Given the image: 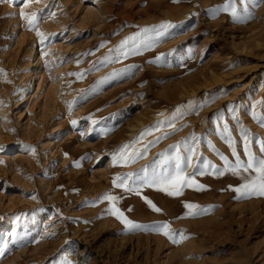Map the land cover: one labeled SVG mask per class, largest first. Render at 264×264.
<instances>
[{
  "label": "rangeland",
  "instance_id": "374dc122",
  "mask_svg": "<svg viewBox=\"0 0 264 264\" xmlns=\"http://www.w3.org/2000/svg\"><path fill=\"white\" fill-rule=\"evenodd\" d=\"M24 3L0 0V264H264L255 173L217 155L264 158V0ZM177 165L203 190H159Z\"/></svg>",
  "mask_w": 264,
  "mask_h": 264
},
{
  "label": "snow or ice",
  "instance_id": "6c2138e0",
  "mask_svg": "<svg viewBox=\"0 0 264 264\" xmlns=\"http://www.w3.org/2000/svg\"><path fill=\"white\" fill-rule=\"evenodd\" d=\"M34 2V0H25L24 8L29 7V5ZM35 2H39V0H35ZM242 2V0H241ZM237 0H226V3L221 7L220 10L230 12V14L235 18L236 17V5ZM21 19L25 20L27 22L28 30H35L37 37L40 39L41 43L44 42L46 37L43 33H41L38 30V22L42 17L37 13L32 14H26L25 11L21 10L19 13ZM147 31V29H145ZM0 74L2 73V70H0ZM79 75L81 78H83V73L76 74ZM73 124L76 123V121H72ZM93 124H96L97 121H92ZM229 147L232 149V155L235 157V163L232 164L229 162L228 157L223 156L219 153L217 155H220L221 160L224 162L225 169L224 171H231L233 175L239 176L241 172H254L255 176L252 178H245L247 180L246 183L242 185L240 188L233 189L236 192H241L244 195H258V196H264V158L256 160L251 152L248 151L247 147V140L245 139V155L247 156V161L242 162L239 155L236 153L234 143L229 141ZM127 146L120 149V153L122 155V159H124V162L127 163L129 160L132 159L133 156L140 155V153H127L126 151ZM33 154L35 150L33 149ZM147 151V149H145ZM75 166L79 167V164L77 163ZM213 167V172H217L218 170ZM224 171H219V175H223ZM126 180V177H116L113 181L114 185L117 187H125V190H127V187L124 183ZM119 181V183H117ZM157 185H160L162 187L159 188V190L166 192V194L170 196H179L182 194L183 189L185 187H193L195 186L196 190H203V186L196 184L195 180L187 177L182 171L179 169V165H177V171L175 175L173 176H164L156 181ZM35 199V197H32ZM104 200H107L112 203V207L109 209L111 215L115 216L116 219L120 220L121 223L125 225L126 228L129 229H136L142 227L139 224L133 223L131 220H128L123 212L120 211L118 207H116V202L118 201V198L109 194H106L103 197ZM145 202L148 204L150 208H152L156 212H160L161 210L156 207L150 200H147L145 198ZM186 209H188V214L195 216L197 214L198 206L190 203H186L184 205ZM157 230L160 234L166 236V237H174L176 235H180L182 237V233H173L170 230L169 224L164 223L156 226ZM6 247V246H5ZM2 251H0V255H2ZM66 264H70V262H66Z\"/></svg>",
  "mask_w": 264,
  "mask_h": 264
},
{
  "label": "bare ground",
  "instance_id": "6f19581e",
  "mask_svg": "<svg viewBox=\"0 0 264 264\" xmlns=\"http://www.w3.org/2000/svg\"><path fill=\"white\" fill-rule=\"evenodd\" d=\"M41 53V52H40Z\"/></svg>",
  "mask_w": 264,
  "mask_h": 264
}]
</instances>
